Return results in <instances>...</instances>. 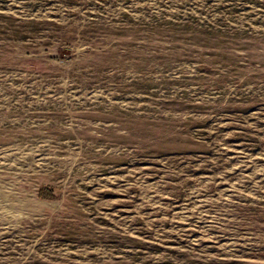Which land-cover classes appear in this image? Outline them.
Segmentation results:
<instances>
[{
	"label": "rangeland",
	"instance_id": "rangeland-1",
	"mask_svg": "<svg viewBox=\"0 0 264 264\" xmlns=\"http://www.w3.org/2000/svg\"><path fill=\"white\" fill-rule=\"evenodd\" d=\"M0 264H264V0H0Z\"/></svg>",
	"mask_w": 264,
	"mask_h": 264
},
{
	"label": "trees",
	"instance_id": "trees-1",
	"mask_svg": "<svg viewBox=\"0 0 264 264\" xmlns=\"http://www.w3.org/2000/svg\"><path fill=\"white\" fill-rule=\"evenodd\" d=\"M38 195L42 198H48V197H51L53 195V191L51 189L44 188V189L39 191Z\"/></svg>",
	"mask_w": 264,
	"mask_h": 264
}]
</instances>
